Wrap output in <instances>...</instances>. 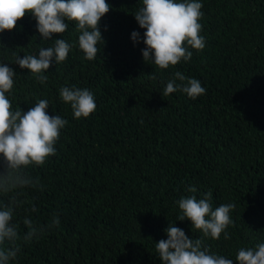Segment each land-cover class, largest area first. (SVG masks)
<instances>
[{
    "label": "trees",
    "instance_id": "1",
    "mask_svg": "<svg viewBox=\"0 0 264 264\" xmlns=\"http://www.w3.org/2000/svg\"><path fill=\"white\" fill-rule=\"evenodd\" d=\"M107 2L96 58H84L70 23L54 38L73 47L44 84L14 64L53 43L40 41L35 20L26 13L0 33V62L17 71L12 107L47 99L48 113L69 121L56 154L29 169L44 187L25 190L15 217L23 233L35 204L34 220L47 224L55 212L60 226L23 246L17 264H160L155 242L176 221L175 201L208 192L213 207L235 204L228 239L201 236L210 251L234 259L238 248L264 242V0H203L205 48L166 70L144 63L143 43L130 39L144 31L132 15L140 0ZM177 70L200 80L205 94L162 97ZM63 86L91 90L96 110L74 119L59 99ZM176 226L199 237L189 221Z\"/></svg>",
    "mask_w": 264,
    "mask_h": 264
},
{
    "label": "clouds",
    "instance_id": "2",
    "mask_svg": "<svg viewBox=\"0 0 264 264\" xmlns=\"http://www.w3.org/2000/svg\"><path fill=\"white\" fill-rule=\"evenodd\" d=\"M141 7L132 15L143 34L133 30V44L143 43L142 59L166 70L178 63L190 62L193 50L205 48V37L201 34L203 0H140ZM107 0H0V33L11 31L17 21L29 14L41 42L52 41L42 46L37 53L17 55L14 64L40 84L48 80L51 65L68 58L73 45L62 34L71 23L77 34L76 45L86 60H94L103 41L99 22L109 11ZM104 42V41H103ZM16 70L8 63L0 62V264H17L23 246L40 239L48 231L60 226L58 213H53L47 224H40L30 213L37 211L35 204L22 218L26 231L21 233L20 222L15 220L17 209L24 203L26 189L42 190L44 185L29 169L43 166L57 152L61 131L69 121L59 114L48 113L50 103L39 99L27 111L13 108ZM181 92L192 100L205 94L206 88L200 80L186 76L177 70L163 87L161 96ZM59 99L70 106L76 120L87 118L96 110L95 96L88 88L63 86ZM195 193V187L187 189ZM211 192L201 198L196 195L181 196L175 201L178 207L176 221H189L191 230L196 229L198 238H190L184 229L168 223L164 229L166 239L155 242V252L160 264H264V242L252 247H240L235 258L210 251L203 238L218 240L223 234L229 238L228 228L233 224L231 211L234 203H222L213 207ZM6 197V200H5ZM193 232V231H192Z\"/></svg>",
    "mask_w": 264,
    "mask_h": 264
}]
</instances>
